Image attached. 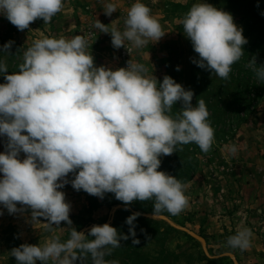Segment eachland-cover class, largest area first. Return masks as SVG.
<instances>
[{
    "label": "clouds",
    "instance_id": "9594fccd",
    "mask_svg": "<svg viewBox=\"0 0 264 264\" xmlns=\"http://www.w3.org/2000/svg\"><path fill=\"white\" fill-rule=\"evenodd\" d=\"M62 7L63 0H0V15L24 31L38 18L49 23ZM116 7L105 0L103 11L111 16ZM182 24L199 57L192 62L227 79L248 43L233 15L207 0H196ZM95 27L110 33L116 49L127 48L125 41L142 49L165 35L143 0H134L122 31L116 27L109 31L98 19ZM14 43L0 45V76L5 80L0 83V137L7 138L5 151L0 152V205L9 214L25 210L17 207L19 203L31 209L33 225L43 218L50 232L61 222L72 226V206L60 190L69 183L76 191L100 199L113 193L126 206L153 200L154 218L164 211L178 214L186 207L188 185L159 170L161 157L190 143L205 153L211 149L215 129L205 100L193 106L191 89L169 75L161 82L145 64L132 59L116 70L97 67L82 35L34 40L24 50L19 70L8 74L4 57L12 55ZM249 65L264 81V65L258 66L254 57ZM178 102L182 108L173 114ZM223 150L236 155L239 146L229 143ZM139 215L126 218L131 237L136 236ZM69 229L65 241L51 235L43 244L24 243L10 254L16 264H85L89 255L92 264H120L106 257L129 235L109 223L93 225L88 234ZM252 237L250 228H238L226 244L244 251Z\"/></svg>",
    "mask_w": 264,
    "mask_h": 264
},
{
    "label": "rangeland",
    "instance_id": "374dc122",
    "mask_svg": "<svg viewBox=\"0 0 264 264\" xmlns=\"http://www.w3.org/2000/svg\"><path fill=\"white\" fill-rule=\"evenodd\" d=\"M104 2L63 0L61 11L49 23L38 18L24 31L0 15V45L9 40L15 42L12 55L4 57L8 74L19 70L23 52L34 40L82 35L97 67L116 70L126 67L132 59L145 64L149 74L161 82L169 75L191 89L193 106L199 99L205 100L215 129L214 143L206 153L190 143L182 148L178 146L172 155L161 157L159 170L188 185L185 192L188 203L178 214L164 211L154 218L153 200L133 201L126 206L113 193H105L103 199L107 204L101 205L100 198L83 190L76 191L71 183L60 190L72 206L73 224L61 222L54 226V232L48 230L43 218L33 225L31 209L27 206L18 203L17 207L25 210L9 214L0 205L4 213L0 215V264H16L10 252L21 244H43L51 235L67 240L70 227L88 234L91 226L109 223L130 236V226L125 221L133 213L140 214L135 221L136 236L122 240L121 246L113 249L106 259H118L120 264H264V81L257 79L249 65L253 57L258 66L264 65V0H207L230 12L248 40L243 46L244 55L232 65L231 76L226 81L192 62L199 57L184 34L182 19L196 0H143L159 20L165 35L142 49L125 41V46L132 48L127 58L122 56L125 47L114 48L110 33H101L95 22L98 19L108 25L109 31L112 27L122 31L134 0H112L117 7L111 16L105 15ZM199 72L203 75L195 79ZM237 78L239 83L232 81ZM4 82L0 76V83ZM175 106L174 114L182 108V102ZM6 140L0 137V152L5 151ZM229 143L239 146L236 155L223 150ZM73 178L74 174L70 173L68 179ZM243 227L253 232L251 246L244 251L229 248L227 238ZM134 239L140 242L135 244ZM85 264H92L90 255Z\"/></svg>",
    "mask_w": 264,
    "mask_h": 264
},
{
    "label": "trees",
    "instance_id": "16d2710c",
    "mask_svg": "<svg viewBox=\"0 0 264 264\" xmlns=\"http://www.w3.org/2000/svg\"><path fill=\"white\" fill-rule=\"evenodd\" d=\"M228 1H231V0H218V2H228ZM245 28V27H244ZM203 74H205L206 75V71H204V73ZM202 73H198V75L197 76H195V79H199L200 78V76L201 75H203ZM231 76V73L229 74V77ZM224 81H226L227 79H223ZM233 82H235V83H239L240 82V79L239 78H237V79H233L232 80ZM223 84H224V82H223ZM176 107L177 106H175L174 105V108L172 109V112H173V114H174V112L176 111ZM185 182V181H184ZM101 205L102 204H107V201H106V199H101ZM99 207V205L97 206V208ZM216 262V261H215Z\"/></svg>",
    "mask_w": 264,
    "mask_h": 264
},
{
    "label": "built area",
    "instance_id": "2783aa9c",
    "mask_svg": "<svg viewBox=\"0 0 264 264\" xmlns=\"http://www.w3.org/2000/svg\"><path fill=\"white\" fill-rule=\"evenodd\" d=\"M127 48H130L131 51L129 52V51L127 50ZM127 48H125L124 51H123V53H122L123 58H127V57H129L130 54L132 53V48H131V47H127Z\"/></svg>",
    "mask_w": 264,
    "mask_h": 264
},
{
    "label": "water",
    "instance_id": "95a60500",
    "mask_svg": "<svg viewBox=\"0 0 264 264\" xmlns=\"http://www.w3.org/2000/svg\"><path fill=\"white\" fill-rule=\"evenodd\" d=\"M91 227H92V226H91ZM91 227H90V228H91ZM90 228H89V229H90Z\"/></svg>",
    "mask_w": 264,
    "mask_h": 264
}]
</instances>
